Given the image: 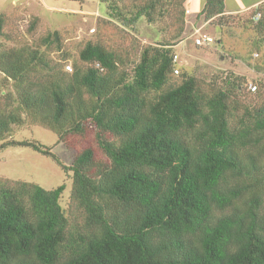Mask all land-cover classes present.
I'll return each instance as SVG.
<instances>
[{
    "label": "trees",
    "instance_id": "obj_1",
    "mask_svg": "<svg viewBox=\"0 0 264 264\" xmlns=\"http://www.w3.org/2000/svg\"><path fill=\"white\" fill-rule=\"evenodd\" d=\"M101 1L127 26L173 21L142 48L132 75L97 42L72 70L31 45L0 51L17 101L0 108V150L30 147L71 171V199L84 212L81 226L70 223L64 184L0 177V264H264V98L235 123L230 89L205 92L185 73L173 80L187 0ZM225 12V0H206L200 14ZM252 15L264 32V1ZM40 41L59 49L63 36L55 29ZM23 114L59 141L91 128L95 144L65 165L40 141L4 139Z\"/></svg>",
    "mask_w": 264,
    "mask_h": 264
},
{
    "label": "rangeland",
    "instance_id": "obj_2",
    "mask_svg": "<svg viewBox=\"0 0 264 264\" xmlns=\"http://www.w3.org/2000/svg\"><path fill=\"white\" fill-rule=\"evenodd\" d=\"M251 1L254 0H227V5L239 8ZM253 11L254 8L234 13L226 11L222 16L206 20L203 14L189 13L186 7L184 31L173 47L179 56L176 67L180 69L173 80L179 81L181 73H185L195 76L205 92L230 89L235 123L246 115L247 107L253 106L259 97L264 98V42L261 39L264 32L254 29ZM0 14L3 15L0 51L31 45L46 51L53 61L66 69L67 65L74 67L75 62L85 66L79 61V52L87 42H97L124 59L120 67L129 75L140 59L142 48L158 44L169 34L173 22L166 19L149 23L145 17H140L133 26H127L110 16L107 3L101 0H0ZM36 17L38 20L33 25ZM165 26H168L166 30ZM55 29L63 36L59 49L40 41ZM197 33L212 36L214 42L196 44ZM233 82L240 84L239 88L232 86ZM251 84L257 89L250 88ZM15 96L13 81L0 70V108L10 110L17 106ZM23 117V123L14 124L4 139L40 141L51 148L62 164L71 165L81 149L95 144L91 128L83 134H66L64 140L59 141L52 130L33 123L25 114ZM0 177L36 182L46 189L64 184L60 203L65 214L73 225L84 223L83 210L71 199L72 172L65 171L52 157L30 147L8 146L0 150Z\"/></svg>",
    "mask_w": 264,
    "mask_h": 264
},
{
    "label": "crops",
    "instance_id": "obj_3",
    "mask_svg": "<svg viewBox=\"0 0 264 264\" xmlns=\"http://www.w3.org/2000/svg\"><path fill=\"white\" fill-rule=\"evenodd\" d=\"M263 1L264 0H254V1H251L250 3H247L243 7L237 8L234 5L228 6L227 0H225V9L227 12L234 13V12H238L243 9L248 10V9L256 8V6H258ZM205 2L206 0H187L186 1L187 10H189V13L198 12V14H200V12L202 11L205 5Z\"/></svg>",
    "mask_w": 264,
    "mask_h": 264
},
{
    "label": "built area",
    "instance_id": "obj_4",
    "mask_svg": "<svg viewBox=\"0 0 264 264\" xmlns=\"http://www.w3.org/2000/svg\"><path fill=\"white\" fill-rule=\"evenodd\" d=\"M257 7V6H256ZM261 18V11L255 10L254 14L252 15V20L257 22ZM214 42V38L212 36H209L206 33H197L195 37V43L198 45H204V44H211ZM179 58L178 54H174V61H177ZM66 68L68 70H72L71 65H67ZM176 73H178V70H175ZM250 88L253 90L256 89V85L251 84Z\"/></svg>",
    "mask_w": 264,
    "mask_h": 264
}]
</instances>
